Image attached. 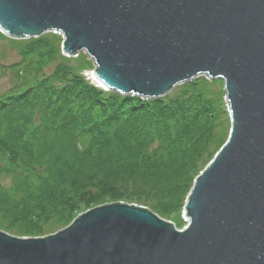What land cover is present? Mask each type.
<instances>
[{
    "label": "water",
    "instance_id": "water-1",
    "mask_svg": "<svg viewBox=\"0 0 264 264\" xmlns=\"http://www.w3.org/2000/svg\"><path fill=\"white\" fill-rule=\"evenodd\" d=\"M10 38L61 35L106 91L163 97L221 79L230 128L196 176L177 230L146 207L103 204L44 237L0 231V264H264V0H0Z\"/></svg>",
    "mask_w": 264,
    "mask_h": 264
},
{
    "label": "trees",
    "instance_id": "trees-1",
    "mask_svg": "<svg viewBox=\"0 0 264 264\" xmlns=\"http://www.w3.org/2000/svg\"><path fill=\"white\" fill-rule=\"evenodd\" d=\"M9 40L26 67L57 65L40 79L16 74L0 94V176L11 180L0 184V230L52 234L98 201L179 220L228 136L226 102L209 91L215 80L199 76L154 99L121 95L76 73L56 33ZM15 65L8 69L19 73Z\"/></svg>",
    "mask_w": 264,
    "mask_h": 264
},
{
    "label": "rangeland",
    "instance_id": "rangeland-1",
    "mask_svg": "<svg viewBox=\"0 0 264 264\" xmlns=\"http://www.w3.org/2000/svg\"><path fill=\"white\" fill-rule=\"evenodd\" d=\"M58 35H60V34H58ZM60 37H61V35H60ZM9 39H11V38L3 35L0 32V94L4 93L5 91H7L8 89H10L12 87V85L15 83L16 74L22 75V72L24 71L26 76H27L31 71L32 72V73H30L31 75L29 74V77L31 79L32 78L40 79L42 76H46L47 74H49L57 65L56 62H54V61H52V62L47 61V63L45 62L44 65H42L41 69H39V70H35L34 67H31V66L26 67L25 64L21 63V52H20V50L17 48V46L15 44H12V42ZM61 39H62V37H61ZM62 41H63V39H62ZM60 54L69 59L68 61L70 62L71 66L74 67V69L76 70V73H78L81 77H83L84 80L88 81L90 84L101 89L102 91H106V90L102 89L98 84H96L92 80L91 74H92L95 67H94L93 60L85 53V51H80L78 54L73 55V56H65L62 52L61 47H60ZM12 65L17 66V68H21L22 70L19 73H15V71L11 72L8 69V66H12ZM24 79L25 78L22 77V80H24ZM208 80H210V79H208ZM214 80H215L214 84L209 85V91L214 92V93L220 92L221 95L223 96V101H225V99H224L225 93L223 90V81L221 79H214ZM177 86H179V85H177ZM177 86H175V87H177ZM175 87L173 89H175ZM226 110H227V108H226ZM0 175H2V174H0ZM193 182H192V184H193ZM0 184L3 187L7 188L9 186L8 188H10L11 180L9 177L0 176ZM105 203L109 204V203H113V202H111V201H104V202L100 201L99 202L98 201L93 206L79 212L78 214L83 213L87 210H90L91 208H94L96 206L103 205ZM131 204H135V203H131ZM135 205H138V204H135ZM139 206L145 207L143 205H139ZM179 217H180L179 220L165 219V218H162V219L173 223L176 229H181L183 227V225H185V223H186L184 216H183V210L181 211V214ZM71 221H69V223L67 225H65L64 227L68 226L71 223ZM63 228H61V229H63ZM0 231H2V230H0ZM3 232H5V231H3ZM6 233H8V232H6ZM8 234H10L12 236H16V237H23V238H32L33 237V236H17V235L12 234V233H8ZM44 236H46V235H42L41 237H44ZM35 237H40V236H35Z\"/></svg>",
    "mask_w": 264,
    "mask_h": 264
},
{
    "label": "bare ground",
    "instance_id": "bare-ground-1",
    "mask_svg": "<svg viewBox=\"0 0 264 264\" xmlns=\"http://www.w3.org/2000/svg\"><path fill=\"white\" fill-rule=\"evenodd\" d=\"M96 84H97V81L95 80V79H92ZM185 204V203H184ZM183 210V209H182ZM183 216H184V214H183ZM184 219H185V222H187V218L184 216ZM186 226V223H185V225H183V227H185ZM183 227L181 228V229H177V230H182L183 229Z\"/></svg>",
    "mask_w": 264,
    "mask_h": 264
}]
</instances>
